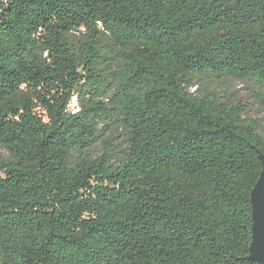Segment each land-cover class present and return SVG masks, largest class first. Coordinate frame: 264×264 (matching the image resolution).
Returning <instances> with one entry per match:
<instances>
[{
	"label": "trees",
	"instance_id": "1",
	"mask_svg": "<svg viewBox=\"0 0 264 264\" xmlns=\"http://www.w3.org/2000/svg\"><path fill=\"white\" fill-rule=\"evenodd\" d=\"M222 78L264 104V0H0V264H256Z\"/></svg>",
	"mask_w": 264,
	"mask_h": 264
},
{
	"label": "rangeland",
	"instance_id": "2",
	"mask_svg": "<svg viewBox=\"0 0 264 264\" xmlns=\"http://www.w3.org/2000/svg\"><path fill=\"white\" fill-rule=\"evenodd\" d=\"M223 97H229L235 104H239L244 108V116L249 119L256 120L258 124V132L264 137V104L260 97V90L256 85L247 81H238L231 78H222L218 81H212L209 84ZM195 87L190 91H194ZM224 99V98H223ZM75 104V99L70 100V108ZM116 139L115 142H119ZM100 146L94 151L99 152Z\"/></svg>",
	"mask_w": 264,
	"mask_h": 264
},
{
	"label": "water",
	"instance_id": "3",
	"mask_svg": "<svg viewBox=\"0 0 264 264\" xmlns=\"http://www.w3.org/2000/svg\"><path fill=\"white\" fill-rule=\"evenodd\" d=\"M261 161L259 177L250 192L251 241L248 260L264 264V154L256 149Z\"/></svg>",
	"mask_w": 264,
	"mask_h": 264
}]
</instances>
